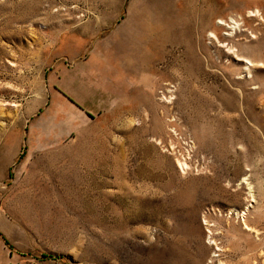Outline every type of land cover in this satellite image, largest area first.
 Returning a JSON list of instances; mask_svg holds the SVG:
<instances>
[{
  "label": "rangeland",
  "instance_id": "rangeland-1",
  "mask_svg": "<svg viewBox=\"0 0 264 264\" xmlns=\"http://www.w3.org/2000/svg\"><path fill=\"white\" fill-rule=\"evenodd\" d=\"M0 264H264V0H0Z\"/></svg>",
  "mask_w": 264,
  "mask_h": 264
},
{
  "label": "bare ground",
  "instance_id": "bare-ground-1",
  "mask_svg": "<svg viewBox=\"0 0 264 264\" xmlns=\"http://www.w3.org/2000/svg\"><path fill=\"white\" fill-rule=\"evenodd\" d=\"M188 158V157H187ZM188 162V161H187ZM181 163V162H180ZM180 165V167L181 168H185V166L187 165V164H185V163H182V164H179Z\"/></svg>",
  "mask_w": 264,
  "mask_h": 264
}]
</instances>
